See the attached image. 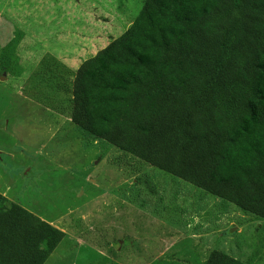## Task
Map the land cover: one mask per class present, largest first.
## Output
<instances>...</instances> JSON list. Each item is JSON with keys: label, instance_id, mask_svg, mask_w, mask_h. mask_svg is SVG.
<instances>
[{"label": "rangeland", "instance_id": "1", "mask_svg": "<svg viewBox=\"0 0 264 264\" xmlns=\"http://www.w3.org/2000/svg\"><path fill=\"white\" fill-rule=\"evenodd\" d=\"M143 1L0 0V194L65 234L45 264H264V198L213 197L71 122L67 81Z\"/></svg>", "mask_w": 264, "mask_h": 264}, {"label": "trees", "instance_id": "2", "mask_svg": "<svg viewBox=\"0 0 264 264\" xmlns=\"http://www.w3.org/2000/svg\"><path fill=\"white\" fill-rule=\"evenodd\" d=\"M263 61L264 0H144L129 29L78 68L71 122L251 207L264 198ZM64 237L0 194V264H45ZM204 264L243 263L212 251Z\"/></svg>", "mask_w": 264, "mask_h": 264}, {"label": "crops", "instance_id": "3", "mask_svg": "<svg viewBox=\"0 0 264 264\" xmlns=\"http://www.w3.org/2000/svg\"><path fill=\"white\" fill-rule=\"evenodd\" d=\"M17 50H19V52H21V51H20V49H17ZM17 50H16L14 53H17ZM62 67L64 68V65H62ZM60 79H63V80H64V79H67V78H65V77L61 76V78H60ZM67 80H68V79H67ZM67 82H68V83H70L69 85H72V83H73V81H72V80H70V81H67ZM69 88H70V87H69ZM69 88H67V89H68V91H70V90H69Z\"/></svg>", "mask_w": 264, "mask_h": 264}]
</instances>
